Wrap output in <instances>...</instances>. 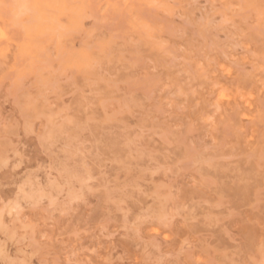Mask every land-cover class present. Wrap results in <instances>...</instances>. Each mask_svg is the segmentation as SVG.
Wrapping results in <instances>:
<instances>
[{
  "label": "rangeland",
  "instance_id": "obj_1",
  "mask_svg": "<svg viewBox=\"0 0 264 264\" xmlns=\"http://www.w3.org/2000/svg\"><path fill=\"white\" fill-rule=\"evenodd\" d=\"M0 43V264H264V0H0Z\"/></svg>",
  "mask_w": 264,
  "mask_h": 264
},
{
  "label": "bare ground",
  "instance_id": "obj_2",
  "mask_svg": "<svg viewBox=\"0 0 264 264\" xmlns=\"http://www.w3.org/2000/svg\"><path fill=\"white\" fill-rule=\"evenodd\" d=\"M6 31V30H5ZM9 31V30H8ZM6 34H8L7 32H5ZM5 36V35H4ZM9 37V36H8ZM4 38V37H3ZM10 38V37H9ZM3 40H5V39H3ZM1 43H4V42H1ZM0 43V44H1ZM5 45H6V42H5ZM1 47V46H0ZM247 82V81H246ZM248 192V191H247ZM242 194V193H241ZM243 194H245V193H243ZM240 196V195H239ZM206 227V226H205Z\"/></svg>",
  "mask_w": 264,
  "mask_h": 264
}]
</instances>
